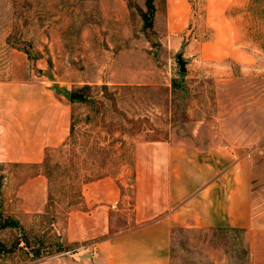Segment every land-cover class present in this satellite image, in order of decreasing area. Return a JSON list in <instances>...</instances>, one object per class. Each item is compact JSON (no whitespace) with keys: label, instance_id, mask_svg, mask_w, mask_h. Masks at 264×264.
<instances>
[{"label":"rangeland","instance_id":"obj_1","mask_svg":"<svg viewBox=\"0 0 264 264\" xmlns=\"http://www.w3.org/2000/svg\"><path fill=\"white\" fill-rule=\"evenodd\" d=\"M165 1L0 0V81L10 79L14 63L39 77L34 80L46 89L87 97L72 103L71 131L41 166L2 165L1 175L20 177L3 179L6 196L0 190V222L16 224L0 226V243L13 250H0V264L72 256L76 246L65 238L69 213L85 207L86 184L105 176L121 177L124 194L132 195L127 185L133 182L137 141L173 138L208 145L220 140L247 145L264 162V50L252 57L260 67L201 66L200 47L213 31L204 24V0H191L193 18L171 44ZM240 7L233 18L259 48L261 14L242 18ZM15 50L22 56L15 57ZM179 56L187 63L185 73ZM99 80L104 83L91 84ZM109 80L127 84H105ZM38 172L49 177L48 210L41 216L23 214L14 207L11 185ZM126 205L131 208L129 199ZM132 224V213L125 214L112 233ZM172 264H249V253L242 233L178 230Z\"/></svg>","mask_w":264,"mask_h":264},{"label":"crops","instance_id":"obj_2","mask_svg":"<svg viewBox=\"0 0 264 264\" xmlns=\"http://www.w3.org/2000/svg\"><path fill=\"white\" fill-rule=\"evenodd\" d=\"M165 2L171 44L173 36L191 22L193 9L191 0ZM203 2L204 24L213 31L211 39L200 47V65L262 66L252 57L255 51L264 50V0ZM236 7L243 9L242 18L261 14L259 48L252 47L250 33L240 29L233 18ZM14 53L15 57L23 54ZM12 70L10 79L0 81V165L41 166L48 151L59 148L71 131V92L57 94L50 86L46 89L34 80L39 77L33 79L14 63ZM99 81L91 84L104 83ZM109 83L123 85L127 81L105 84ZM263 164L244 144L213 140L199 145L173 138L137 141L133 182L127 185L132 195L124 194L121 177L105 176L86 184L85 207L72 210L66 219L65 238L77 251L40 264H172V243L178 230L242 233L249 264H264ZM4 174V181L20 177ZM6 184L1 187L3 195ZM11 187L19 212L46 214L50 200L46 174L24 175ZM128 199L131 208L126 205ZM130 213L133 224L112 233L117 221Z\"/></svg>","mask_w":264,"mask_h":264},{"label":"trees","instance_id":"obj_3","mask_svg":"<svg viewBox=\"0 0 264 264\" xmlns=\"http://www.w3.org/2000/svg\"><path fill=\"white\" fill-rule=\"evenodd\" d=\"M148 6H149V8H150V11L152 12V14H153V12H154V10H155V8H154V6L151 4V2L150 3H148ZM146 23H147V25L149 26V27H152L153 26V21H151V20H149V19H147L146 18ZM86 88H89V87H83L81 90L82 91H84V90H86ZM82 92H74V91H71V93H70V100L72 101V102H77V101H85L86 99H87V97H86V95L85 94H81ZM3 171V169H2V165H0V190H1V187H2V184H3V179H4V176L3 175H1V172ZM14 222H12V221H3V222H0V226L2 227V228H5V227H15L16 226V224H13ZM0 250L2 251V252H4V253H9V252H12L13 250H12V248H10V249H7L4 245H2L1 243H0Z\"/></svg>","mask_w":264,"mask_h":264},{"label":"water","instance_id":"obj_4","mask_svg":"<svg viewBox=\"0 0 264 264\" xmlns=\"http://www.w3.org/2000/svg\"><path fill=\"white\" fill-rule=\"evenodd\" d=\"M180 71L185 73L187 71V63L183 60L182 56H179Z\"/></svg>","mask_w":264,"mask_h":264}]
</instances>
